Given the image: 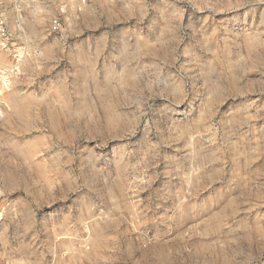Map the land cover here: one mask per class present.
Listing matches in <instances>:
<instances>
[{"label": "rangeland", "instance_id": "rangeland-1", "mask_svg": "<svg viewBox=\"0 0 264 264\" xmlns=\"http://www.w3.org/2000/svg\"><path fill=\"white\" fill-rule=\"evenodd\" d=\"M0 12V264H264V0Z\"/></svg>", "mask_w": 264, "mask_h": 264}, {"label": "built area", "instance_id": "built-area-1", "mask_svg": "<svg viewBox=\"0 0 264 264\" xmlns=\"http://www.w3.org/2000/svg\"><path fill=\"white\" fill-rule=\"evenodd\" d=\"M61 19L60 17L55 18L52 21V28L55 31L61 29ZM16 45H15V36L9 28V24L7 21L6 16L0 12V50L4 51H13L16 52Z\"/></svg>", "mask_w": 264, "mask_h": 264}]
</instances>
